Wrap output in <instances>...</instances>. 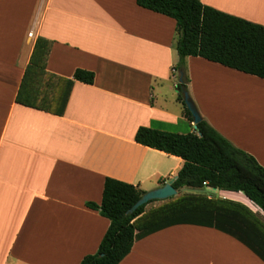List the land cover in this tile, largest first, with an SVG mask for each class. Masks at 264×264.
<instances>
[{"label": "crops", "instance_id": "crops-1", "mask_svg": "<svg viewBox=\"0 0 264 264\" xmlns=\"http://www.w3.org/2000/svg\"><path fill=\"white\" fill-rule=\"evenodd\" d=\"M201 1L264 25V0ZM38 38L52 41L48 72L95 73L93 84L74 80L63 113L16 101ZM176 38L174 18L137 0H0V264H80L110 225L87 205L102 202L107 178L147 192L178 175L181 157L135 140L140 126L194 132ZM186 68L203 118L264 167V79L199 56ZM204 188L181 193L264 215L243 191ZM222 212L148 234L119 264H264Z\"/></svg>", "mask_w": 264, "mask_h": 264}, {"label": "trees", "instance_id": "trees-1", "mask_svg": "<svg viewBox=\"0 0 264 264\" xmlns=\"http://www.w3.org/2000/svg\"><path fill=\"white\" fill-rule=\"evenodd\" d=\"M141 7L170 16L177 23L176 49L179 61L174 70L183 81L177 84L178 100L190 121L182 88L187 89L186 58L199 56L224 66L264 79V25L220 11L201 0H137ZM52 41L38 38L25 70L16 101L31 107L63 113L74 80L93 84L95 73L77 69L73 79L48 72L47 59ZM135 140L184 160L173 179L178 194L147 209L134 204L146 193L137 185L107 178L100 204L87 205L110 220L96 253L84 256L80 264H119L134 243L150 233L178 223L212 220L215 211L225 210L238 238L264 260V215L241 204L229 205L198 193H181L187 188L202 190L205 185L217 189L243 191L264 211V167L250 153L236 147L202 119L194 132L174 133L140 126ZM201 224V223H200Z\"/></svg>", "mask_w": 264, "mask_h": 264}, {"label": "water", "instance_id": "water-1", "mask_svg": "<svg viewBox=\"0 0 264 264\" xmlns=\"http://www.w3.org/2000/svg\"><path fill=\"white\" fill-rule=\"evenodd\" d=\"M182 76L179 79V82H182ZM182 95L185 102L186 107L190 110L193 116L194 126L196 128L197 124L203 119L197 105L192 99L189 91L185 88H182ZM178 194V191L173 186V180L165 183L164 185L155 188L153 190L147 191L130 209V212L135 211L139 206L150 202L151 200H165L172 196Z\"/></svg>", "mask_w": 264, "mask_h": 264}, {"label": "rangeland", "instance_id": "rangeland-1", "mask_svg": "<svg viewBox=\"0 0 264 264\" xmlns=\"http://www.w3.org/2000/svg\"><path fill=\"white\" fill-rule=\"evenodd\" d=\"M206 191H209L207 188H204ZM216 196H220V191L219 190H212ZM162 200H158L156 202H151L147 205V209H152L154 205L159 204Z\"/></svg>", "mask_w": 264, "mask_h": 264}, {"label": "built area", "instance_id": "built-area-1", "mask_svg": "<svg viewBox=\"0 0 264 264\" xmlns=\"http://www.w3.org/2000/svg\"><path fill=\"white\" fill-rule=\"evenodd\" d=\"M30 36H33V32H30V34H29ZM174 179V178H173Z\"/></svg>", "mask_w": 264, "mask_h": 264}]
</instances>
